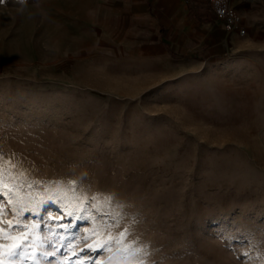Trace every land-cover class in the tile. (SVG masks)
Wrapping results in <instances>:
<instances>
[{"label": "rangeland", "instance_id": "obj_1", "mask_svg": "<svg viewBox=\"0 0 264 264\" xmlns=\"http://www.w3.org/2000/svg\"><path fill=\"white\" fill-rule=\"evenodd\" d=\"M233 4L243 37L155 61L92 0H0V200L67 246L41 264H264V0Z\"/></svg>", "mask_w": 264, "mask_h": 264}, {"label": "crops", "instance_id": "obj_2", "mask_svg": "<svg viewBox=\"0 0 264 264\" xmlns=\"http://www.w3.org/2000/svg\"><path fill=\"white\" fill-rule=\"evenodd\" d=\"M92 3L96 13L102 12L105 25H110L108 35L132 45L146 59L161 61L222 45L226 48L232 38L239 37L224 30L208 0H92ZM231 4L234 6L233 0Z\"/></svg>", "mask_w": 264, "mask_h": 264}, {"label": "snow or ice", "instance_id": "obj_3", "mask_svg": "<svg viewBox=\"0 0 264 264\" xmlns=\"http://www.w3.org/2000/svg\"><path fill=\"white\" fill-rule=\"evenodd\" d=\"M2 159V157H0ZM3 172L0 171V196H8V193L4 192L3 189L7 187L3 184ZM75 183V182H72ZM31 185H29L30 187ZM12 200L9 197L7 200H0V264H41L42 259L47 260L49 256L55 257L67 246L60 243L59 247L52 244L51 241H47L48 246L51 247V251H41L45 247L46 238L40 233L41 223L34 222L32 224L24 223V213H17L11 208ZM8 212H12L13 219L5 221L4 215ZM25 212H30L32 216H39V212H31L26 209ZM71 212H63L59 216H50L48 219L52 221L55 228H67L62 221L68 216H71ZM51 231V228L49 229ZM128 230L125 229L120 233V239L116 240V243H123L127 239ZM53 236L57 233L53 232ZM88 237H85L87 240ZM114 238L110 235L102 243H97L95 247L91 244H86V247L80 249V253L86 251H100L107 245L113 243ZM132 245L125 244L123 251L127 252ZM80 253L73 252L72 256L80 259ZM247 256V253L244 254ZM48 264H52V261H48ZM68 264H75L71 258L68 260ZM90 264H96L95 260L90 261Z\"/></svg>", "mask_w": 264, "mask_h": 264}, {"label": "built area", "instance_id": "obj_4", "mask_svg": "<svg viewBox=\"0 0 264 264\" xmlns=\"http://www.w3.org/2000/svg\"><path fill=\"white\" fill-rule=\"evenodd\" d=\"M209 7L215 17L219 19L226 32H235L239 37L245 35V28L242 19L231 0H208Z\"/></svg>", "mask_w": 264, "mask_h": 264}]
</instances>
